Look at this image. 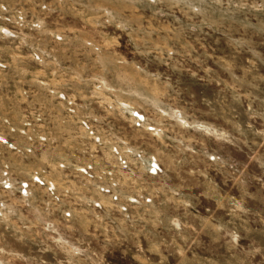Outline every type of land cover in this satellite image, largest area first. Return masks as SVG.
I'll use <instances>...</instances> for the list:
<instances>
[{
	"label": "rangeland",
	"instance_id": "rangeland-1",
	"mask_svg": "<svg viewBox=\"0 0 264 264\" xmlns=\"http://www.w3.org/2000/svg\"><path fill=\"white\" fill-rule=\"evenodd\" d=\"M0 264H264V0H0Z\"/></svg>",
	"mask_w": 264,
	"mask_h": 264
},
{
	"label": "built area",
	"instance_id": "built-area-1",
	"mask_svg": "<svg viewBox=\"0 0 264 264\" xmlns=\"http://www.w3.org/2000/svg\"><path fill=\"white\" fill-rule=\"evenodd\" d=\"M161 172L162 171L158 166L154 168V175H159Z\"/></svg>",
	"mask_w": 264,
	"mask_h": 264
}]
</instances>
